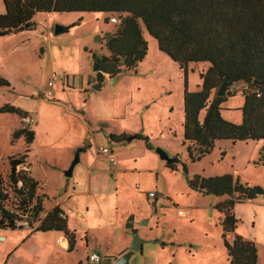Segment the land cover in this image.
<instances>
[{"label": "rangeland", "instance_id": "374dc122", "mask_svg": "<svg viewBox=\"0 0 264 264\" xmlns=\"http://www.w3.org/2000/svg\"><path fill=\"white\" fill-rule=\"evenodd\" d=\"M3 10L0 0V14ZM56 24L68 30L55 35ZM115 26L105 24L100 14L37 13L25 31L0 36V80L8 85L0 87V108L10 106L27 114L21 119L15 113H0L4 206L20 216L22 221L17 224L23 227L7 231L5 242L0 241V264H86V253L115 254L127 236L132 237L134 227L138 237L148 242L129 264L154 263L148 250L155 242L162 249L156 257L159 264H227L220 215L214 209L220 197L190 190L188 180L229 173L243 184L264 188L260 142L218 141L206 159L194 163L187 159L182 146L183 98L185 91H199L206 62L191 64L185 81L177 65L144 33L148 51L136 73L104 75L107 82L95 89L100 81L91 55L106 54L100 39ZM52 74L57 79L52 86L54 95L48 97ZM112 78H116L113 84ZM242 103L240 93L224 97L221 117L240 125ZM21 127L31 130L34 140L17 170L29 168L40 184L37 195L42 196L43 212L55 202L64 208L68 228L76 237L69 253L60 249L55 233L43 234L17 249L38 226L30 211L21 216L18 199L6 180L8 159L25 152L21 138L12 140ZM121 134L148 137L150 148L137 139L121 144L110 141L109 135ZM99 147L112 148L115 166L99 156ZM158 149L177 158L176 171L165 167ZM77 152L73 174L65 177ZM151 192L154 198L148 197ZM256 199L264 203V196ZM235 206L237 231L252 239L258 247V263L264 264V207L253 226L248 223L246 206ZM124 222L129 231L124 230ZM102 264L109 263L104 260Z\"/></svg>", "mask_w": 264, "mask_h": 264}, {"label": "trees", "instance_id": "16d2710c", "mask_svg": "<svg viewBox=\"0 0 264 264\" xmlns=\"http://www.w3.org/2000/svg\"><path fill=\"white\" fill-rule=\"evenodd\" d=\"M4 11L0 14V32L16 34L31 25L35 14H115L119 20L114 29L104 33L100 45L104 55L93 53L99 73L115 77L124 72L136 73L138 64L147 55L148 44L143 34L153 38L160 52L166 54L183 73L186 81L191 64L206 62L208 68L200 75L199 91L183 98L184 120L182 146L186 148L191 163L203 160L218 141L262 144L259 163L264 166V0H1ZM104 18V23L109 18ZM227 79L229 85L243 82L252 88L241 94L242 123L234 125L221 117L222 97L215 92ZM258 82L260 84H255ZM8 86L0 80V87ZM254 91L259 92V96ZM0 113H15L19 118L27 114L10 106L0 108ZM201 114L203 117L201 118ZM128 135H109L112 143H123ZM22 139L25 152L18 158L10 157L6 176L12 192L18 199L21 216L30 211L38 226L32 232H59L68 238L67 252L75 246V234L69 231L67 218L59 206L51 208L44 218L42 196L37 195L38 181L23 165L33 143L34 133L21 127L12 140ZM145 142L148 137L135 135ZM223 156V153L221 154ZM176 171L173 164H165ZM184 169L186 167L184 166ZM19 185V186H18ZM190 190L204 195L226 197L214 209L219 213L221 239L228 264H257V248L252 241L235 235L231 243L227 235L235 234L238 220L234 215L236 204L264 196V188L249 186L238 177L226 173L213 177L194 176L188 180ZM6 194L0 180V230H22L18 214L5 208Z\"/></svg>", "mask_w": 264, "mask_h": 264}, {"label": "crops", "instance_id": "0c3cea01", "mask_svg": "<svg viewBox=\"0 0 264 264\" xmlns=\"http://www.w3.org/2000/svg\"><path fill=\"white\" fill-rule=\"evenodd\" d=\"M4 11V10H3ZM101 16H102V18H103V20H104V18L105 17H107L108 15L107 14H100ZM105 76H107V75H105ZM94 77V76H93ZM107 82V79H103V81L102 82H100V84H101V86H103L105 83ZM242 105H243V103H242ZM203 117V114H201V118ZM183 120H184V117H183ZM183 128V127H182ZM182 135H183V132H182ZM129 136V135H128ZM135 136V135H134ZM182 139H183V137H182ZM221 142H227V141H221ZM247 142H249V141H247ZM253 142H256V141H253ZM217 143V142H216ZM256 143H258L259 144V142H256ZM149 152V151H148ZM152 152H149V155H151V158L152 157H154L153 155L154 154H151ZM223 155H224V153H223ZM156 157V156H155ZM70 159H71V157L69 158V162H70ZM156 159V158H155ZM187 159H188V157H187ZM204 159H206V157L204 158ZM203 159V160H204ZM258 160V159H257ZM108 162V161H107ZM261 164V163H260ZM166 167V166H165ZM23 169H25V170H27V171H29V173H30V175H31V177H32V174H31V171H30V169L28 168V169H26V167H24ZM72 174H73V172H72ZM215 175L214 176H217L218 174L217 173H214ZM33 178V177H32ZM34 180H36L35 178H33ZM152 193V192H151ZM150 194V193H149ZM148 197H149V195H148ZM155 197V195L153 196V197H150V198H154ZM226 199V197H220V199H219V201L218 202H221V201H224ZM217 202V203H218ZM262 202V200H257V199H254V200H251V201H246V202H244L243 203V205H245L246 206V208H247V215H246V217H247V220H248V223L249 224H251V225H253V226H255V224H256V221H257V213L260 211V209H262L264 206H259V205H262V204H264V203H261ZM216 203V204H217ZM54 206H59L60 207V209L62 210V211H64V216H66V218H67V226H68V216H67V214H66V212H65V210H64V208L62 207V205L60 206V203H58V202H55L54 204H53ZM51 206V208H53L54 206ZM236 207V206H235ZM234 207V215H235V217L237 216L236 214H235V210H236V208ZM238 207V206H237ZM50 210V209H49ZM48 210V211H49ZM48 211H46V212H43L42 213V216H41V218H44L45 216H46V214L48 213ZM134 217V216H133ZM135 218V217H134ZM135 220H136V218H135ZM238 225V224H237ZM123 227H124V230H126V231H129L130 229V227L127 225V223H125L124 222V225H123ZM69 229V228H68ZM132 230H133V233H135L134 231H136V228L134 227V228H132ZM238 230V227H237V229H236V231H235V234H230L229 236H228V242L229 243H231L232 241H233V239H234V236L235 235H242L239 231H237ZM7 231H9V230H0V232H3L2 234H1V237H0V241H2V242H5V237H4V235H6V233H7ZM69 231H71V230H69ZM71 232H74V231H71ZM48 233H55V234H58V236H57V239H56V242H57V244H58V246L60 247V249H63V248H67V240H66V238L64 237V234L63 233H59V232H48ZM132 233V232H131ZM133 233H132V235H133ZM43 234H46V233H41V232H30L28 235H27V237L19 244V246L17 247V249H20L21 248V246H25L24 244L26 243V242H29V241H33V240H36V239H39L41 236H43ZM75 234V233H74ZM138 235V234H137ZM38 236V237H37ZM244 238V237H243ZM247 238V239H246ZM246 238H244L245 240H249V241H252V239L250 238V237H246ZM75 239H76V237H75ZM132 240H133V236L131 237V236H127V240H126V242H125V244L115 253V254H112V253H108L107 251H105L104 253H103V258L101 257V255L98 253V252H94V251H92V252H90V253H86V259H85V263H86V260H87V257H88V255L89 254H92V253H95V254H98L100 257H101V263L100 264H102V262L104 261V260H106L109 264H114V262H115V260L116 259H118L120 256H122L124 253H126L127 251H128V248H129V246H130V244H131V242H132ZM147 240L145 239V241L143 242V244H142V246H141V252H138L139 254H141L142 252H143V248H144V246L147 244ZM75 243H76V240H75ZM257 244V243H256ZM152 246H153V248L152 249H150V250H148L149 251V257H151V261L152 262H154V263H151V264H159V259H156V257L158 256H161V254H159L160 252H158V251H162V249H159V246H158V243L157 242H155V243H153L152 244ZM75 247V246H74ZM257 247V246H256ZM258 248V247H257ZM8 250H9V248H8ZM8 250H6V252L8 251ZM67 251V250H66ZM257 252H258V249H257ZM12 254V253H11ZM135 253H133V255H134ZM132 255V256H133ZM131 256V257H132ZM131 259V258H130ZM173 259V258H172ZM258 259H259V257L257 258V264H259L258 263ZM130 262V261H129ZM226 263L228 264V262H227V260H226ZM87 264V263H86ZM129 264V263H128ZM163 264V263H162ZM166 264V263H165ZM167 264H169L168 262H167Z\"/></svg>", "mask_w": 264, "mask_h": 264}, {"label": "water", "instance_id": "95a60500", "mask_svg": "<svg viewBox=\"0 0 264 264\" xmlns=\"http://www.w3.org/2000/svg\"><path fill=\"white\" fill-rule=\"evenodd\" d=\"M29 27V25L25 26V29H27ZM68 30V28H65L61 25L56 24L54 26V34H61L63 32H66ZM6 35L3 32H0V36ZM93 71L96 73H99V68L97 66V63L94 62V66H93ZM116 78H112L110 79V82L113 84L115 82ZM255 84H260L258 82H254ZM97 85V84H96ZM101 84L98 83V86L95 87V89L99 88ZM228 86L229 83L227 81V79H225L222 84L220 85V87L217 89V91L215 92V96L216 97H224L228 91ZM135 139V136H129L126 138L125 142L129 143L132 140ZM156 153L158 154L159 158L164 161L166 164H173L177 161V158H169V156L162 150L158 149L156 150ZM79 161L78 158V152L74 155V159L71 163V165L69 166V168L64 172L65 177H71L72 175V171L74 166L77 164V162ZM133 240L128 248V251L126 253H124L122 256H120L118 259L115 260L114 264H128L130 261L131 256L133 255V253H138L141 252V246L143 244V240H141L137 233H133Z\"/></svg>", "mask_w": 264, "mask_h": 264}, {"label": "built area", "instance_id": "2783aa9c", "mask_svg": "<svg viewBox=\"0 0 264 264\" xmlns=\"http://www.w3.org/2000/svg\"><path fill=\"white\" fill-rule=\"evenodd\" d=\"M109 23H111V24H118L119 23V20L115 14L109 16ZM56 79H57V76L52 74L50 76V79L47 82V88L48 89H47L46 95L48 97H52L54 95V93L52 91V86H53V82ZM251 91H252V88L250 87V85L243 83V82H236V83H232L228 86L227 92H229L230 94H236V93L245 94V93H248ZM254 92L256 93L257 96H259L258 91H254ZM97 152H98L99 156L104 157L111 166H115L117 164L115 158L113 157L111 147H99L97 149ZM153 196H154L153 193L149 194V197H153ZM86 263L87 264H100L101 263V257L95 253L89 254L87 257Z\"/></svg>", "mask_w": 264, "mask_h": 264}]
</instances>
